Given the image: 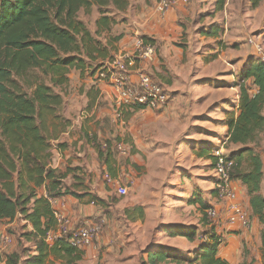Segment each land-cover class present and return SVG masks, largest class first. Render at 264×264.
<instances>
[{
  "label": "crops",
  "instance_id": "0c3cea01",
  "mask_svg": "<svg viewBox=\"0 0 264 264\" xmlns=\"http://www.w3.org/2000/svg\"><path fill=\"white\" fill-rule=\"evenodd\" d=\"M263 1L251 10L248 0H225L222 9L216 10V0H190L187 6L160 14L156 0H129L125 21L111 30L112 35H122L114 44L116 54L133 53L138 38L152 40L154 60L138 62L129 72L130 81L135 83L137 73L144 72L159 83L168 95L161 109H120L111 86L98 79L97 73L91 69L82 74L70 72L67 86L59 89L64 100L61 116L67 125L50 141L51 168H69L83 188L74 190L80 197L64 195L51 205L73 228L90 223L102 226L93 243L78 249L79 258L70 264H142L147 251L156 246L181 255L200 250L206 240L203 233L211 227L201 205L190 201L201 198L221 209L212 192L213 174L207 188L213 162L210 155L217 144L226 143L228 116L239 113L236 84L247 63L257 61L253 48L241 45L234 31L253 18ZM97 19L93 27H87L91 33ZM216 24L222 29L208 36ZM212 42H220L221 47L225 44L226 49L214 48ZM231 146L235 149L229 154L238 148ZM98 151L103 154L101 159ZM105 174L127 189L117 204L108 202L111 193L101 186ZM233 186L250 215V227L212 223L214 233L223 241L219 256L229 264H239L246 251L248 261L262 264V227L252 216L245 188L239 181ZM260 194L264 197L263 180ZM38 195L46 197L45 189ZM93 197L103 203L94 202ZM16 221L18 218L7 222L14 225ZM20 221L25 231L32 229ZM175 227H194L196 237L192 241L171 237L166 231ZM51 260L67 264L63 259Z\"/></svg>",
  "mask_w": 264,
  "mask_h": 264
},
{
  "label": "trees",
  "instance_id": "16d2710c",
  "mask_svg": "<svg viewBox=\"0 0 264 264\" xmlns=\"http://www.w3.org/2000/svg\"><path fill=\"white\" fill-rule=\"evenodd\" d=\"M261 1L248 0L250 9L257 8ZM224 3L216 0V10H221ZM93 7L99 15L91 33L78 15L81 11L90 13ZM128 7L129 0H0V225L16 218L31 225L24 237L33 244L35 254L23 264H47L51 257L70 264L79 258L78 249L66 239L51 246L45 243L47 233L57 225L51 201L64 195L80 197L62 186L65 175L51 168L50 141L67 125L60 113L63 93L56 89L67 86L72 70L82 74L91 69L98 74L116 55L114 44L122 35H112L111 30L124 20L121 14ZM218 32L213 28L207 34ZM141 39L152 43L146 37ZM25 82L30 92L25 91ZM236 86L239 113L228 116L226 136V145L239 147L228 155L235 162L231 178L245 188L252 216L262 227L260 251L264 264V197L260 194L263 162L258 151L264 135V63L259 59L249 61ZM98 155L101 159L103 154L98 151ZM41 188L46 197H39ZM92 200L103 203L96 197ZM190 202L201 205L210 225L206 211L211 206L201 198ZM210 227L203 233L206 240L197 252L181 255L177 250L156 246L147 251L142 264H229L219 256L223 241ZM166 232L189 241L196 237L194 227H175ZM243 255L239 264H253L247 260L246 251ZM21 257L17 252L0 253V264H21Z\"/></svg>",
  "mask_w": 264,
  "mask_h": 264
},
{
  "label": "built area",
  "instance_id": "2783aa9c",
  "mask_svg": "<svg viewBox=\"0 0 264 264\" xmlns=\"http://www.w3.org/2000/svg\"><path fill=\"white\" fill-rule=\"evenodd\" d=\"M190 0H157L156 10L160 14L168 12L176 6H187ZM255 48L259 61L264 63V53L261 47L249 39L247 42ZM156 55L155 47L151 42L138 38L135 42L133 53H121L114 55L105 62L98 72V79L106 81L112 88L116 104L122 107H137L139 109L158 110L166 106L168 95L164 88L144 72L137 73L135 83L130 81V71L138 62H151ZM222 150H214L212 163L214 181L215 203L221 209L211 206L206 211L207 218L212 222L221 223L226 221L229 224H239L242 228L250 227V215L246 208L238 201L236 191L231 178L235 162L229 156L224 155ZM104 181L115 189L116 195L124 197L127 195L125 186H121L108 174L104 175ZM56 229L47 233L45 243L53 245L60 239H66L67 243L75 248L82 249L90 246L94 239L102 231L99 223H90L86 226L73 228L71 222L54 211ZM222 217L224 220L221 221ZM10 238L6 235L0 236V243L8 245ZM3 250L0 249V253Z\"/></svg>",
  "mask_w": 264,
  "mask_h": 264
},
{
  "label": "rangeland",
  "instance_id": "374dc122",
  "mask_svg": "<svg viewBox=\"0 0 264 264\" xmlns=\"http://www.w3.org/2000/svg\"><path fill=\"white\" fill-rule=\"evenodd\" d=\"M146 1L149 3V0H146ZM210 2H214V0H208V2H206V3H210ZM209 11H210V9H209ZM124 14L125 13L121 14L122 19H124V17H123ZM98 15L99 14L97 13L96 9L92 8L90 13L86 14L83 11H81L78 16H79V19L81 21H83L87 27H93L94 20ZM121 18H118V21H121L122 20ZM124 21H125V19L122 20L121 22H118V23H122ZM238 27L241 28V30L240 31H234V32L237 33L236 35H239V38L241 40V42H240L241 45H245L246 47L253 48L252 46L249 45V43H247L249 41V39H252L253 42L257 43L261 47L262 52L264 53V1L261 5V9H259V11L257 13H255L253 18H251V20H249V21H246L244 23V25L239 24ZM205 28H206V26H205ZM213 28H217L219 30L222 29L221 26L217 25V24L214 25ZM235 33H232V34H235ZM212 45L214 48H217L219 50H220V48H222L223 50L226 49V45L223 44L222 45L223 47H221L220 42H212ZM253 53H254L253 57L257 60L258 56L256 54L257 52H256L255 48H253ZM249 86H250V89L255 92V88H253V86L251 84ZM23 87H24L25 91L30 92V89H29L27 82L23 83ZM56 90L58 91L59 88H57ZM127 108L133 109V111L138 109L137 107H127ZM60 113H62V109H61ZM50 131H52V128H50ZM53 145H55V144H53ZM232 149H235V147L228 146V145H226V143L222 144V142H221L220 144H217V150H222L221 152L226 156L229 155V150H232ZM258 151H259L261 160L263 162V179L262 180L264 181V135L261 137L260 148ZM244 166H245V164L243 165V167ZM209 170L211 171V176L209 178H207V180H208L207 181V188H210V184L212 183V174H213L212 166H210ZM60 171L66 177V179L62 180V186L66 187L67 189H69L71 191H74L77 187L83 188V184L76 180L77 176L73 175L70 172L69 168H67V169L62 168V169H60ZM79 174H81V172ZM100 182H101V186H103L105 190H107L111 193V196L108 198V202H110L112 204H117L118 200L122 197L116 195L115 189L113 187L109 186L102 178H100ZM213 187H214V182H213ZM212 192H213V190H212ZM207 193H208L207 194L208 196L211 195V191L210 192L207 191ZM20 220L21 219L18 218V221H16V223L14 225H10V223L7 222L6 220L2 221V223L0 225V236L1 235L8 236L10 238V242L8 245H3L2 243H0V249L3 248V250L1 251L2 253H5L6 251H7V253H11V252L19 253L22 256L20 263L23 264L25 259H27V257H30L32 255L31 253H33L35 250H34L33 244L31 242H28L25 239V237H24L25 230L23 227L24 224ZM222 220H224L223 217H222L221 221ZM249 224H250V222H249ZM210 225H212L211 221H210ZM260 253H261V251H260ZM261 261H262V258H261ZM47 264H53L52 260L48 261ZM54 264H62V263L60 261H54Z\"/></svg>",
  "mask_w": 264,
  "mask_h": 264
}]
</instances>
